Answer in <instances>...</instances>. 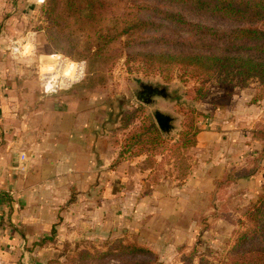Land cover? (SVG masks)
I'll use <instances>...</instances> for the list:
<instances>
[{"label":"crops","instance_id":"0c3cea01","mask_svg":"<svg viewBox=\"0 0 264 264\" xmlns=\"http://www.w3.org/2000/svg\"><path fill=\"white\" fill-rule=\"evenodd\" d=\"M10 1L0 0V264H61L71 257V243L105 249L121 237L153 250L163 264H181L205 213L226 201L230 207L236 196L245 203L258 196L264 188L258 79L233 87L227 103L212 110L185 178L150 184L151 169H141L138 156L121 157L108 137L100 97L74 87L84 65L78 81L48 93L57 54H11L23 26L11 24Z\"/></svg>","mask_w":264,"mask_h":264},{"label":"rangeland","instance_id":"374dc122","mask_svg":"<svg viewBox=\"0 0 264 264\" xmlns=\"http://www.w3.org/2000/svg\"><path fill=\"white\" fill-rule=\"evenodd\" d=\"M130 1L135 4H131ZM107 2L111 4V9L107 12V18L111 21L108 22L115 26L123 27L125 17L141 16L144 18L154 17L151 20L153 23L158 26L165 25L166 27L162 31L157 30L154 32L138 28L129 36L120 37L113 44L115 50L112 53L107 52L108 54L96 55L97 52H93L94 55L90 56L88 61L86 60L87 64L83 79L74 87H81L100 97L101 106L105 109L108 137L113 144L121 148V157L129 159L138 156L137 161L141 169H151L149 174L150 184L163 181L165 178L177 180L180 178L181 173H185L187 169L190 170L194 157L192 153L194 147L185 149L179 145L183 133L191 124L190 122L193 120L194 127L199 131L205 129L207 120L212 117V110L219 104L227 103L229 91L233 87L245 86H238L236 76L225 71H218L210 78H198L186 75L183 70L175 68L170 75L171 79L168 80L164 73L153 70V68L149 69L148 63L136 57L137 55L135 56L134 53L163 51L192 53L211 50L221 52L228 46L219 37L220 33L234 28L236 23L200 9L182 7V5L163 0H107ZM128 3L129 9H127ZM146 7H150L152 11L159 9L165 13L152 12L148 15L145 11ZM126 12L130 15H126ZM6 13L11 16L13 26H23L21 35L16 34L12 43L15 41L20 42L28 34L35 36L33 37L35 44L32 45L34 47V57L38 54H55L57 49L75 54L77 45L86 48L89 46L90 41H93V44L96 43V39L90 40V36L89 38H82L78 42L68 38V34H63V31L71 32V35H73V27L76 26L73 23L71 26L62 23V28L53 26L45 11L44 3H35L30 0H11ZM171 13L182 15L191 23L216 29L218 34L202 35L191 26L182 27L183 24L178 16L175 19L171 18L170 21L166 20L165 17ZM48 31L54 36L53 40L47 37ZM155 33H158L159 36L165 33V38L162 39L167 40L168 45L153 46L149 44ZM40 35L42 40L38 38ZM65 54L64 56L68 57L67 53ZM111 56L114 58H109ZM71 66L74 67L72 64ZM255 79L258 78L251 79L249 83ZM147 82L166 86L170 96L168 98L155 97L156 102L153 105L142 102L137 96V90L141 87V84ZM261 85V92H264V84L261 83ZM156 109L170 113L175 117V129L171 133H164L158 126L154 115ZM153 123L158 126L162 134L161 142L158 143L157 147L143 146L134 140V144H130V138L135 133L142 134L145 138L142 140L149 141L151 130L147 129V126L150 127ZM236 191H243V189H237ZM244 198V195L236 196L235 203H231L230 207L227 206V201L223 202L221 206L217 202L219 204L217 208L216 206L213 207L214 210L205 213L203 218L200 219L201 227L197 234L196 243L186 253L197 250L194 256L195 263H198L201 255H207L210 259L217 261L228 256L233 247L236 233L247 224V220L243 215L244 211L257 200L256 196L252 202L245 203ZM219 218L222 221H219ZM112 241L110 240L108 243L110 244ZM110 245L112 246V243ZM110 245L107 244L105 249H100L97 247L83 248L79 244L73 245L71 243V257L60 260V263L140 264L141 262L151 261L154 264H163L159 257L154 259L151 255L142 254L135 256H97L94 259L77 257L79 251L84 249L94 254H96L94 252L96 249L103 252L113 251ZM181 264H183V256Z\"/></svg>","mask_w":264,"mask_h":264},{"label":"trees","instance_id":"16d2710c","mask_svg":"<svg viewBox=\"0 0 264 264\" xmlns=\"http://www.w3.org/2000/svg\"><path fill=\"white\" fill-rule=\"evenodd\" d=\"M124 1V0H123ZM174 4L182 5V7H191L200 9L205 12L214 14L219 17L227 18L231 22H235L236 26L229 31H223L219 37L225 41L228 47L221 52L214 50L206 52H135V56L143 59L148 63L149 69L157 70L171 79L170 75L175 68L183 70L186 75L198 78H210L218 71L233 73L238 81V86H247L253 78H258L264 84V0H163ZM45 11L55 27H63V24L71 26L73 23V35L68 34V38L78 42L82 38L96 39V43L90 41L86 48L77 45L75 54H71L66 50L55 51V54H65L75 62L87 60L90 56L110 52L115 50L113 44L122 36H129L138 28L147 29L150 32L164 30L165 25H156L151 20L154 17L134 18L125 17L123 27L111 24L107 18V12L111 9V4L107 0H44ZM131 4H135L130 1ZM129 9V3L127 5ZM157 10V11H156ZM145 11L149 14L165 13L159 9L152 11L150 7H146ZM126 15L130 13L126 12ZM178 16L182 27H192L202 35L218 34V30L211 27H205L201 24L191 23L182 15L173 13L165 17L170 21ZM63 23V24H62ZM50 31V30H49ZM47 34L50 40L54 39L51 33ZM165 33L154 34L149 44L153 46L168 45L162 38ZM74 36V37H73ZM108 54V53H107ZM66 55V54H65ZM72 57V58H71ZM109 58H114L113 56ZM167 73V74H166ZM236 81V82H237ZM188 129L183 133L181 148L195 147L198 143V135L200 131L194 127V121L190 122ZM151 130L149 141H144L142 134L135 133L130 138V144L136 143L143 146L155 148L161 142L162 134L156 124L147 126ZM146 130V129H145ZM264 131V130H261ZM197 137V139H196ZM134 140V141H133ZM146 151V150H144ZM188 170L179 175V179H183L188 175ZM230 178L226 180V184L230 182ZM247 224L236 233L233 247L226 258L221 260H212L207 255H201L198 263L194 262V256L197 250L183 255V264H264V188L257 196V200L251 203L243 213ZM112 243V246L110 245ZM110 244L113 251L103 252L96 249L94 253L84 249L79 251L77 257L84 259H94L105 256H135L137 254L151 255L154 259L158 258L150 249L138 245L126 237L114 239ZM76 258V256H75ZM74 258V259H75ZM140 264H154L147 261Z\"/></svg>","mask_w":264,"mask_h":264},{"label":"built area","instance_id":"2783aa9c","mask_svg":"<svg viewBox=\"0 0 264 264\" xmlns=\"http://www.w3.org/2000/svg\"><path fill=\"white\" fill-rule=\"evenodd\" d=\"M33 37H35L33 34H28L20 42L15 41L11 43L9 49L11 54L19 58L34 57L35 53H33L34 47L32 45L35 43ZM71 64L74 65V67L71 66ZM53 68V71L47 74L46 83L53 85L55 88L54 92L59 91L67 81H71V84H73L79 80L81 74L80 66L78 68L76 62L62 54H57Z\"/></svg>","mask_w":264,"mask_h":264},{"label":"water","instance_id":"95a60500","mask_svg":"<svg viewBox=\"0 0 264 264\" xmlns=\"http://www.w3.org/2000/svg\"><path fill=\"white\" fill-rule=\"evenodd\" d=\"M137 96L142 102L153 105L156 102L155 97L168 98L170 95L166 86L147 82L141 84V87L137 90ZM154 115L158 126L164 133H171L175 129V117L173 115L160 109H156Z\"/></svg>","mask_w":264,"mask_h":264},{"label":"clouds","instance_id":"9594fccd","mask_svg":"<svg viewBox=\"0 0 264 264\" xmlns=\"http://www.w3.org/2000/svg\"><path fill=\"white\" fill-rule=\"evenodd\" d=\"M38 3H43V0H37ZM77 63V67L79 68L80 65H84L86 67V64L87 62L85 60H81V61H78L76 62ZM44 90L48 93H51V92H54L55 91V88L53 87L52 84H46L44 86Z\"/></svg>","mask_w":264,"mask_h":264}]
</instances>
